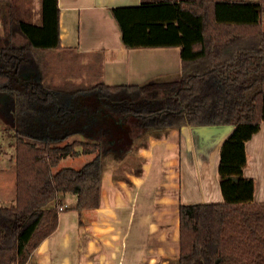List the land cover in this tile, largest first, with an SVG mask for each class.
Returning <instances> with one entry per match:
<instances>
[{
  "label": "trees",
  "instance_id": "trees-1",
  "mask_svg": "<svg viewBox=\"0 0 264 264\" xmlns=\"http://www.w3.org/2000/svg\"><path fill=\"white\" fill-rule=\"evenodd\" d=\"M31 3L0 0V93L14 97L16 138V197L0 207V264H26L56 231L62 194L77 196L79 212L99 208L108 157L124 158L146 134L184 127L234 131L220 151L224 202L179 207L178 264H264V204L254 203L255 182L244 176L246 144L264 122V0L112 8L127 48L180 47L182 58L178 76L115 87L94 83L91 67L89 80L63 77L80 55L61 46L58 0H40L37 20ZM85 96L102 105L88 110ZM81 154L93 158L55 170Z\"/></svg>",
  "mask_w": 264,
  "mask_h": 264
},
{
  "label": "crops",
  "instance_id": "crops-1",
  "mask_svg": "<svg viewBox=\"0 0 264 264\" xmlns=\"http://www.w3.org/2000/svg\"><path fill=\"white\" fill-rule=\"evenodd\" d=\"M141 3L58 0L61 46L80 55L75 64L77 82L89 80L90 67L93 75L98 71L92 81L110 87L182 73L180 47L130 49L124 45L112 8ZM0 130V204H4L16 187V138L15 129L2 124ZM233 131V127H184L150 133L141 136L124 158L108 157L100 207L79 212L74 209L76 195L60 196L68 208L60 213L56 231L26 264H178L179 207L224 202L220 151ZM80 139L77 135L69 141ZM246 153L244 176L255 182L254 203L264 204V122L247 142Z\"/></svg>",
  "mask_w": 264,
  "mask_h": 264
},
{
  "label": "rangeland",
  "instance_id": "rangeland-1",
  "mask_svg": "<svg viewBox=\"0 0 264 264\" xmlns=\"http://www.w3.org/2000/svg\"><path fill=\"white\" fill-rule=\"evenodd\" d=\"M238 1H240V0H238ZM40 6H41L40 0H32L30 13L32 16H34V18L36 20L38 19L39 15H40L39 14ZM3 11H4V5L2 6V4H0V30L2 29L1 17L4 13ZM262 19L264 21V11L262 13ZM59 64H62V63H59ZM60 72L62 73L63 77L65 76L69 80L75 79L74 81H77L76 75H75L76 68L74 67V65L68 67L67 71H65L63 69ZM83 104L88 106V110H90V111L96 110L97 108H99L102 105L101 101L99 99H95L93 96H89V97L85 96L84 100H83ZM13 107H14V97L9 93H5V92L0 93V128L2 127V124H3L10 129L11 128L15 129V127H14L15 117H14ZM9 134H11V133L8 130L6 135L8 136ZM9 143L10 144L13 143V140L10 139ZM10 144H8L9 147H11ZM15 144H16V142H15ZM2 145H3V142L1 140V133H0V151H1ZM92 158H93L92 154H86V155L81 154L78 157L67 158V159L64 158L60 162L58 167L55 168V170H59L61 168H66V167L79 169L85 163H87L89 160H91ZM14 167H15V165H14ZM104 171H106L105 164H104ZM14 189H15L14 194L9 191L6 202H4V204H0V207H8V206L13 205L15 203V197H16L15 196L16 195V187L15 186H14ZM64 195H67V194H64ZM69 195H71V194H69Z\"/></svg>",
  "mask_w": 264,
  "mask_h": 264
},
{
  "label": "built area",
  "instance_id": "built-area-1",
  "mask_svg": "<svg viewBox=\"0 0 264 264\" xmlns=\"http://www.w3.org/2000/svg\"><path fill=\"white\" fill-rule=\"evenodd\" d=\"M67 208H68V206H67L66 204H62V205H60L59 210H60L61 212H63V211H65Z\"/></svg>",
  "mask_w": 264,
  "mask_h": 264
}]
</instances>
